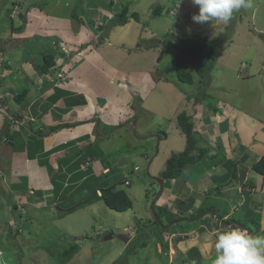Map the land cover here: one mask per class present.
I'll use <instances>...</instances> for the list:
<instances>
[{
    "label": "rangeland",
    "instance_id": "374dc122",
    "mask_svg": "<svg viewBox=\"0 0 264 264\" xmlns=\"http://www.w3.org/2000/svg\"><path fill=\"white\" fill-rule=\"evenodd\" d=\"M52 1L39 0L38 3L33 4L35 0H0V60L2 58L7 59L8 56L13 54L20 55L23 59L38 54V60L42 61V56L52 50L42 53V45L47 43L52 45L58 43L59 45L63 41L60 34L48 35L50 29L47 28L48 26L44 27V25L38 30L42 33L32 34L36 31L38 24L29 21L30 12L35 8L39 11V14L36 15L37 20H40V22L44 19L50 21V18H46L48 14H46L45 9ZM61 1L63 3L58 14L65 16V20L80 21L84 18L85 29H92L93 33L96 32L94 26L91 27L93 22L90 16L97 13L91 3L98 0H70L69 10L75 7L72 12L73 19L69 17V14H66L67 10L63 11L66 0ZM109 1L99 0L103 6L108 5ZM114 1L116 3L113 6L110 3L112 14L128 6L129 9L126 15L130 17L129 21L123 25L118 23L115 25V21L113 24L112 22L108 24L109 31L106 33L105 38L112 39L113 42L116 41L117 43L121 41V46L125 48V50L118 49L117 52L119 53L110 52L112 61L121 60L123 54L131 55L129 57V67L134 68V73H138L139 69H150L154 73L152 77L154 85L149 83V86H146L140 97L141 102H143L142 105L149 107L151 112L138 111L139 122L146 121L150 127H156L155 140L149 141V145L146 146L148 150L152 151L151 159L145 158V150H141L139 154L137 151L136 156L128 154L130 150L128 148H139V145H133L135 137L128 131H121L118 134L119 139L113 143L115 147L122 148L121 152L128 156L125 159L128 160L129 157H134V160L131 159L123 165L124 173L130 175V177H128L129 175L125 176V178L128 177L130 184L125 185L122 183L118 185L131 194L134 209L119 212L107 208L112 215H104L102 211L106 204L103 199L98 203L94 202L85 211L80 210L78 207H75L73 211L70 209L68 214L60 218L52 207L39 210L32 204L26 205L24 208L26 211H23L26 216L21 218L19 215L21 214L19 213L21 204L19 202L17 203L19 210L18 208L10 209V207L14 208L12 199L15 195L10 194L12 199H10V196L7 199L6 195H3L0 197V202H2V205H0V251L2 253H0V264H152L151 261H154L155 264H167L168 252L164 253L165 250H158L156 247L160 246L161 248V242L167 241L171 232L178 231V229L181 231L184 227L178 228V223L172 225L168 223L167 211L165 210L168 209L174 212V207L168 195L169 191L161 194L159 192L165 181H162L161 178L168 169L169 159L174 155L183 153L188 147V138L177 127V116L180 112L191 113L195 118V125L202 131L208 129L212 122L217 123V125L222 122L226 132L221 141L226 154L234 158L243 157L245 158L243 162L247 159L248 161L256 160H249L246 157L247 146L245 147L242 144L243 140L242 143L239 140L242 139V132L248 125H253L256 129L254 139L263 142L264 138V0H252L253 6L251 8L235 12L227 24L219 22L198 24L193 22L192 16L198 14L199 7L193 5L191 0ZM88 2L91 3L85 6L84 4ZM176 5L180 7L176 8ZM171 8H176V10L170 13ZM86 10L92 12L91 15ZM133 12L139 13V20L131 18ZM105 13H109V10ZM62 15L57 16L63 18ZM119 18L121 19V17ZM95 19L97 24L104 22L102 16H96ZM122 21L125 22L126 19L124 18ZM20 25H24V27L22 28ZM199 34L204 37L218 39L220 43V53L217 61L211 73H209L208 79L205 80L199 76L192 66L191 56L180 48V46L188 47L194 42V36ZM35 35L39 36L35 37ZM152 44H155V46L149 47ZM68 45L71 46V43L68 42ZM59 49L62 50L63 48L58 47L55 50L58 51ZM114 49L116 50V47ZM55 50L51 53H56ZM143 64L145 68H143ZM178 70L192 72L195 82L190 84L181 80ZM1 72L4 74V69L0 71V83L1 78L5 77L1 75ZM152 72L149 71L148 73L152 74ZM26 76L27 73H25ZM13 77H15L14 74L10 75V78ZM139 77L148 81L151 75L147 77L145 73H140ZM9 82L8 79L7 83ZM156 82L159 85H156ZM137 86L139 88L142 84L139 82ZM151 86L153 87L151 88ZM142 88H145V86H142ZM18 91H22V86L18 87ZM149 93L152 97L149 96ZM198 93L201 94L200 97H205L195 96ZM197 99H201L200 103L203 102L202 99L205 100L209 109L215 106L220 108L216 117L211 116L212 118L207 119L203 115L204 107L199 102H197V105H193ZM180 106L182 107L180 108ZM200 106H202L201 110ZM197 107L200 111L196 110ZM233 107H238L240 111H234V115H231ZM0 108L3 109L1 106ZM19 113L23 114L22 110L13 112L9 109L6 115L12 118L11 121H13V116ZM228 115L229 117L226 118ZM134 120L135 118L131 119L130 124H135L136 120ZM228 123H231V129ZM223 125L220 126L223 127ZM17 129V131L15 130L17 132L16 140L19 139L20 132H27L25 127H19V125H17ZM5 134L6 130L1 132V145ZM27 136H29L28 133ZM31 136H35L34 133H31ZM214 137H212L211 144L217 149L218 144L213 143ZM256 149L255 151H258L257 155L262 156V153L264 154V146L263 149ZM15 162H17L16 156ZM210 162L211 160H200L195 165L186 164L184 167L185 173L176 178L177 181H183L189 196L200 185L199 175L205 171L209 175L214 174L209 179V190L217 189L216 186L220 181V177L225 174V169L220 166L215 168ZM134 164L139 166L141 174H130ZM244 170L242 166L239 167L240 177L242 173H245ZM251 173L249 170L243 176V179L249 178ZM195 176L196 180H194ZM7 178L9 179L7 184L9 185L11 178L9 176ZM57 178L61 179L62 177ZM169 182L168 185L170 184L173 188L171 182L174 181L169 179ZM51 183L54 185L56 181H46L49 187ZM51 188L52 195L45 189L43 194L40 193L37 187L33 188V191L27 188L28 191H25V195L28 199L36 201L41 198L40 195H44L42 200H45L44 197L50 194L54 201L56 191L53 186ZM243 188L247 189L248 186ZM165 189H168L167 185ZM9 191L11 190L9 189ZM9 191H6L8 195ZM207 195L205 200L199 199L198 209L204 204V201L208 205L215 203L210 198L212 195L208 193ZM94 198L97 199L98 195H95ZM217 201L219 204H216L215 210L219 214L232 210L229 205L225 204V201L222 203L219 198ZM52 206L55 208L54 204ZM161 207L165 208V217L162 213V220L160 219L162 224L157 218L161 214ZM183 210L184 208H181L180 211H176L178 216L176 220H181L182 226L190 225V228L195 226L192 221H200L198 218L206 219L211 216L205 214L202 217H192L190 220H186L193 214L189 215V213H184ZM63 211L65 212V210ZM237 214L242 216L238 212ZM10 217L13 218V222L12 219L10 220L15 226L8 236L4 231L8 227ZM128 217L133 222V226L137 228V237H132L129 243H126L120 239V235L131 233L121 229L123 222H129ZM237 217L239 216L237 215ZM182 218L185 219L182 220ZM20 222L23 225H19ZM162 226H166V228L169 226V229L163 230ZM259 226V220L255 221V218H253L250 225H248V229L252 230V234H256V232L259 234L261 228ZM20 232H22L21 237L19 236ZM112 232H114V237L110 236ZM13 237L17 238L19 244L11 239ZM157 242L160 244H157ZM16 246L18 249H16ZM19 248H22L21 254H19ZM130 251L135 253H130ZM181 259H185V257H181ZM170 263H175L173 258Z\"/></svg>",
    "mask_w": 264,
    "mask_h": 264
},
{
    "label": "crops",
    "instance_id": "0c3cea01",
    "mask_svg": "<svg viewBox=\"0 0 264 264\" xmlns=\"http://www.w3.org/2000/svg\"><path fill=\"white\" fill-rule=\"evenodd\" d=\"M38 1L35 0L33 4L38 3ZM62 3L61 0H53L45 9L47 11L46 14H48L46 18H50V21L44 19V21L40 22V20H37L36 15L39 14V11L35 10V8L30 12L29 21H34L35 24H38L36 31L32 34L36 32L42 33L38 30L44 25V27L48 26L47 28L50 29V34L48 35L57 33L62 36L63 41L59 45L58 43H53V45L47 43L42 45L41 50L44 53L50 49H52L50 52H53L58 47L63 48L62 50H55L57 54H52L56 60V71H62L65 77L58 79L54 75H49L48 78V73L43 72L41 69V62L37 57L38 54L28 59H23L20 55L13 54L4 59L0 65V71L4 69L5 72L4 74L1 72V75L5 77L1 78L0 83V106L7 110L4 112L0 108V131H3L2 129L6 123L10 121V124L5 129L13 134V137L11 135L12 141L10 143H8L10 138L8 134L7 136L5 135L6 139L2 140V145L0 143V197L6 195L7 199L8 196L12 199L10 194H14L15 196L12 199L14 208L10 207V209L18 208L19 210V205L17 204L19 202L21 204L19 212L21 213L19 214L21 218L26 216V213H23V211H26L24 209L26 205L32 204L39 210L52 207L58 216L62 218L69 213L70 209L73 211L75 207H78L80 210L85 211L94 202L98 203L108 194L115 192V189H122L118 185L122 184L123 179L130 177L129 173H124L123 165L134 157H129L128 160L127 158L125 159L128 156L121 152L122 148L114 146L113 143L119 139L118 134L121 131H128L135 137L133 145H139V148H128L130 149L128 154L136 156L137 151L139 154L141 150H145V158L151 159L152 151L148 150L146 146L149 145V141L155 140L157 133L155 126L150 127L146 121L139 122L138 118V111L151 112L149 107L142 105L143 102H141L140 97L146 86H149V83L154 85L152 80L154 73L150 69H139L138 73H134V68L131 69L129 67V57L131 55L123 54L121 60L112 61V56L109 53H119L117 50L120 48L125 50L121 46L122 42H113L112 39L103 41L104 37L99 40L97 37L101 33V29L96 31V34L92 32V29H85L84 18L80 21L65 20V16L58 14ZM89 3L91 2L84 5L86 6ZM91 4L97 10L99 17H106L105 12L110 10L107 4L103 6L99 0ZM69 5L70 0H66L63 11L67 10L66 14H69V17L73 19L72 12L75 7L69 10ZM57 15H62L63 18ZM97 25L94 24V26ZM37 36L39 35H35V37ZM68 42L71 43V46L68 45ZM127 44L130 46L129 43ZM63 45L66 46L64 47ZM153 46L155 44L149 45V47ZM115 47L116 50L114 49ZM137 65L139 66V63ZM143 68H145L144 64ZM149 71L152 74H149ZM25 73H27L26 77ZM140 73H145L147 77L151 75V77H149L148 81L143 80V78L139 77ZM13 74L15 77L10 78V75L12 76ZM8 79L9 83H7ZM58 80L60 81L59 84ZM139 82L145 88H142V86L138 88ZM156 85H159V83L156 82ZM19 86L28 91L22 103L16 100L17 94L21 92L18 91ZM9 109L13 112L22 110L23 114L19 113L17 114L18 116H13V121H11L12 118L6 115ZM196 110L198 111V108ZM234 111H240V109L233 107L230 114L234 115ZM133 118H135L136 123L130 124ZM228 124L231 129V123ZM17 125L25 127V130H27V132L22 131L19 133L18 140H16ZM57 125H62V127L53 130ZM220 125L222 126L223 123L221 122ZM220 125L212 122L211 126L203 131L211 134L215 132L214 134L222 138L226 129H224V125L223 127ZM32 127L41 131L43 137L35 134V136H31V133H33ZM27 133L29 136H27ZM255 133L256 129L254 126L248 125L242 132V139L240 138L239 140L241 143L243 140L242 144L245 147L247 146V151L245 152L247 158L252 157V159H255L261 156L257 155L258 153L255 152V149H263L264 138L263 142L254 139ZM216 141L217 139L213 143H216ZM253 154L254 156H252ZM15 156L17 157V162H15ZM243 159L245 158L242 157V162ZM87 162L90 163L87 165ZM243 165L247 166L246 162H243ZM136 166L138 165L134 164L130 174H141L140 169H135ZM244 166L242 167L244 168ZM50 168H53V171ZM126 175L129 176L125 178ZM8 176L11 178L9 185L7 184ZM59 176L62 178L58 179L57 177ZM212 176L214 174L209 175L207 171L200 174L198 179L200 185L192 191L190 196L182 180L171 179L174 181L171 182L173 188L170 184L168 185L169 179L165 180L162 185L163 188L164 185L165 188L167 185L168 189L164 188L163 192L169 191L168 195L171 198L174 211H180L181 208H184L183 212L189 213V215L197 212L199 199L205 200L207 193L210 191L209 179ZM49 180L56 181V183L54 185L51 183L49 187L46 184V181ZM194 180H196V176ZM241 184L242 181L239 182L237 189L241 188ZM125 185L129 184L125 183ZM52 186L56 191L54 201L50 192V190L52 191ZM35 187L39 188L40 193L43 194L45 189L51 195L44 197L45 200H42L44 195H40L41 198L36 201L28 199L25 191H28L27 188L33 191ZM231 187L215 192L216 201L218 198L219 201L224 200L225 202L226 200H231L236 193V186L233 185ZM257 189L259 191L257 194L263 195L261 201L257 202L255 200V202H251L250 205L252 207L249 208L245 206L238 208V213L242 214V216L234 211L231 217L236 215L237 223L245 222V224H250L251 221L249 223H246V221L250 220L251 217H256L255 221H258L257 218H261L259 222L264 221V177L259 180ZM6 191H9V195ZM252 191L253 188L251 186H248L247 189H241V192L245 195H250ZM126 192L129 194L127 190ZM95 195H98L97 199L94 198ZM191 200H193V204L189 207ZM52 204L55 205V208ZM0 205H2V202H0ZM106 206H104L103 211L101 210L102 213L104 215H112L107 210L110 207L107 204ZM132 209H134V202ZM209 218H198L200 221H192L195 223L194 228H190V225L182 226L181 222H178L177 227H184V229L171 232L168 240L164 241L166 244L162 241L161 248L160 246L156 247L158 250H165L164 253L168 252L167 264H171L172 258L175 262L174 264H213L215 258L212 247L214 237L220 230L236 226L232 223L233 220L228 223L222 221L216 225L213 224V218L211 216ZM10 219L13 222V218L10 217L8 227L4 233L14 230L15 225ZM221 220L222 218L217 221ZM128 221L123 222L121 229L131 232L128 234L130 239L132 237L136 238L137 228L133 226V222H131L129 217ZM19 225H23V223L20 222ZM255 229L257 230V228ZM21 233L19 234L20 237L22 236ZM112 233L114 235V232ZM250 233H252V230H250ZM157 244L160 243L157 242ZM181 257H185V259H181ZM151 263L155 264L154 261H151Z\"/></svg>",
    "mask_w": 264,
    "mask_h": 264
},
{
    "label": "trees",
    "instance_id": "16d2710c",
    "mask_svg": "<svg viewBox=\"0 0 264 264\" xmlns=\"http://www.w3.org/2000/svg\"><path fill=\"white\" fill-rule=\"evenodd\" d=\"M128 9H129L128 6H126L124 9H120L117 13V16L114 18V20L112 22L115 21V23H114L115 25H117V23L119 25H123L124 23L128 22L129 17H130V16L126 15V12H128ZM119 17H121V19ZM124 18L126 19L125 22L122 21ZM131 18H135V19L139 20L140 19L139 13L133 12L131 15ZM20 27L23 28L24 25H20ZM20 27H17V28H20ZM180 48L183 51H186L191 56L192 66L195 68V70L197 71L199 76H201V78H203V80L208 79V75H209V73H211L213 66H214L215 62L217 61V58H218L219 53H220L219 52L220 51L219 40L218 39H212L209 37H204V36L199 34V35L194 36V42H192L188 47L180 46ZM40 62H41V69L43 72L48 73V76H47L48 78H49V75H51V76L54 75L55 77H57L56 76L57 75L56 74L57 69L55 68L56 60H55V56L51 52L43 55L42 61L40 60ZM178 74H179V77L181 78V80H183L185 82H188L190 84L195 82L194 76H193L192 72H190V71L178 70ZM27 92H28L27 89H25V88L22 89V91L19 94H17V96H16L17 102L22 103L24 101V97H25ZM200 95L201 94L198 93L195 96L200 97ZM17 97H19V98H17ZM204 97L205 96H201L200 98H204ZM199 101H201V99H197L194 102L195 104H193V105H197V102H199ZM202 101L203 102H201V103L199 102L204 107V114L203 113L202 114L207 119L212 118V117L213 118L216 117V114L219 113L218 110H220V108H217L215 106L214 108L212 107L209 109V108H207V104H206L205 100L202 99ZM202 106H200V110L202 109ZM200 110H198V111H200ZM194 111H195V109L193 110V112ZM9 122L10 121H8L6 123L4 128H6L8 124H10ZM177 122H178V125H179L180 129L182 130V132L188 138V147H187V150H185L183 153H180L178 155H174L173 157H171L169 159L168 169L164 172V176H162L161 180L176 179L178 177H181L185 173L184 167L186 164L195 165V163L199 162L200 160L201 161L211 160L210 163H212L214 167L215 166L216 167L221 166L222 168L225 169V174H223L220 177V181L216 186L217 189H215V191L213 190L212 192L209 191V194L212 195L210 198L213 199V201L215 203L208 205L207 202L204 201V204L197 210V212H195L192 216H190L191 218L192 217L197 218L198 216L204 215V213L206 211L208 212V211H211L212 209H215L216 204H219V202H217L215 199V192H219L224 187L232 188L231 186L235 185L238 182V179L240 177L239 176L240 175L239 167L243 166V162H242V158H234L233 156L230 157L228 154H226L225 147L221 141V136L214 134V132H213V134H214L213 135V134H210V132L206 133V132H203L202 130H200L198 128V126L195 125V118H193V115L191 113L180 112L177 116ZM65 125H67V124H65ZM65 125H63V126H65ZM61 127H62V125H57L56 127H54L53 130L60 129ZM211 129H213V128H211ZM31 130L33 131V133L36 136L43 137L41 131L35 130V129H33V127ZM1 132L2 131H0V135H1ZM7 134H8V137H10L9 141H8V143H10L12 141L13 134L7 132L5 135H7ZM11 135H12V137H11ZM213 136H215L214 137L215 139L217 138V144H218L217 149H215L210 144V142L213 141L212 140ZM195 149H197L198 151H194ZM255 152L258 153V151H255ZM252 156H254V154ZM204 157L205 158L207 157L208 159H205ZM250 159H252V157H250ZM260 159L261 160H259L257 163H255L253 165V167L256 168L260 173H264V154H262V156H260ZM50 170L53 171V168H50ZM200 174H202V173H200ZM164 188H165V185H164ZM164 188H163V190H164ZM161 192H163V191H161ZM104 199H105L106 204L111 209H114V210L119 211V212L126 211L133 206L132 199L130 198V196L126 192V190H123V189L117 190L115 192L108 194L107 196H105ZM223 201L224 200H221L222 203H223ZM192 204H193V200H191L189 207H191ZM225 204L228 205V202L226 201ZM164 207L160 208L161 214L157 218L159 219V222L161 223L160 219L162 220V217H163L162 213H164V217H165V211H167L168 223L172 225L173 222H175V220L178 219L177 218L178 216H177L176 212L170 211L168 209H166L164 211V209L167 208V207H165V208ZM236 212H239V210H237ZM225 213H227V212H223L221 215H223ZM231 220H233V221L237 220L235 215H233V217L230 220L227 219L225 221L231 222ZM249 221L250 220L248 219L246 221V223H249ZM243 224L247 228H249L248 225L245 224V222ZM162 228H163V230L164 229L168 230L169 226L167 228H166V226L165 227L162 226ZM12 231H7L6 235L9 236ZM7 239H9V238H7ZM11 239L15 240L17 242V244H19V241L17 240V238L13 237ZM163 243H164V241H163ZM164 244H166V242ZM16 249H18L17 246H16ZM19 249H20L19 254H21L22 248H19Z\"/></svg>",
    "mask_w": 264,
    "mask_h": 264
},
{
    "label": "clouds",
    "instance_id": "9594fccd",
    "mask_svg": "<svg viewBox=\"0 0 264 264\" xmlns=\"http://www.w3.org/2000/svg\"><path fill=\"white\" fill-rule=\"evenodd\" d=\"M191 3L193 5L199 7L198 14H194L192 16L193 22L198 23V24H206V23H212L213 24V23H217V22L227 24L232 19L233 14L235 12H237L241 9H249L253 6L252 0H191ZM178 7H180V6H177L176 8H178ZM169 12L171 13L172 9H170ZM117 13H118V10L114 13V16L112 18L106 16L107 19L104 22L99 23V25H100L99 30H97V31H100V29H101V31H100L101 33H99L98 37H97V38H99V40L102 37H104L102 39L103 41L105 39H107V38H105V35L109 31V25L108 24L114 20V18L117 16ZM112 24H113V22H112ZM97 43H99V42H97ZM3 60H4L3 58H2V60H0V65H1V62ZM60 72L63 73L62 71H60ZM60 72H57L58 79H62L65 77V75L63 73L64 76L62 78H60L58 76V73H60ZM1 107L3 108V106H1ZM3 109H1V110H3L4 112L7 111L6 108H3ZM177 127H179L178 122H177ZM7 131L8 130H6V132ZM3 139L5 140L6 137L4 136ZM7 140H8V138H7ZM216 143H217V141H216ZM210 144H211V142H210ZM212 146L215 147L214 145H212ZM194 151H198V150L195 149ZM239 158H242V157H239ZM255 159L256 160H250V158H249L250 161H247L248 159L244 161V162H246V165H247V166L243 165L244 169H245L244 170L245 173H242V176L239 177L238 182L234 185V186H236V189H237L239 182H241V180H242V184L240 186L241 188L236 190V193H235L234 197L231 198V200H229V201L226 200L232 210H229L228 213H226L224 215L219 214L215 209H212L211 211L205 212V214L211 215V217L213 218V224L217 225V224H220L222 221L226 223L227 221H225V220H227V219L230 220L233 217V216L231 217V215L234 213V211L236 212V210H238V208L244 207V206L246 208H249V207H252V205H250L251 202H255V200L257 202L261 201V197L263 195L257 194L259 192L257 188H258L259 180L262 177H264V173H260L256 168L253 167V165L255 163H257L259 160H261L260 157H256ZM89 163L87 162L86 164L88 165ZM215 168H216V166H215ZM135 169L138 170L139 167L136 166ZM188 169H190V168H188ZM249 170L252 172L251 175L249 176V178L243 179V176L246 175L249 172ZM122 183L123 184H125V183L130 184V181H129V179H123ZM244 186H251L253 188V191L250 195H245L244 193L241 192V189ZM122 189L126 190L124 188H122ZM122 189H115V190L117 191V190H122ZM161 191H163V187H161V189H160V192H159L160 194L162 193ZM211 191H213V190H210V192ZM129 196H130V194H129ZM130 198H131V196H130ZM132 207L130 209L126 210V212L131 210ZM123 212H125V211H123ZM183 216H185V215H183ZM202 216H200V217H202ZM190 218L191 217H188L186 220H190ZM221 218H222L221 221H216L217 219H221ZM252 218H256V217H251L250 221ZM183 219H185V218H182V220ZM257 219L259 221L261 220V218H257ZM176 221L180 222L181 220H175V222H173V224L178 223ZM232 223H234V225L236 227H229V228L222 229L214 237L212 247L214 249L215 258H214L213 264H264V221L260 222L261 224L259 227H261V229L259 231V234L250 233L248 231L249 229L246 228L243 223H237L236 221H233ZM246 225H250V224H246ZM131 252H134V251H131ZM0 253H1V251H0ZM3 254H4V252H3Z\"/></svg>",
    "mask_w": 264,
    "mask_h": 264
},
{
    "label": "bare ground",
    "instance_id": "6f19581e",
    "mask_svg": "<svg viewBox=\"0 0 264 264\" xmlns=\"http://www.w3.org/2000/svg\"><path fill=\"white\" fill-rule=\"evenodd\" d=\"M109 2L111 3L112 6L116 3L114 0H110ZM110 3L108 4V7H109L110 10H109V13H106V16L112 18V17L114 16V14H112V10H111V8H110ZM176 7H177V5H176ZM171 9H172V8H171ZM175 10H176V8H173V9H172V12L175 11ZM91 13H92V12H90V15H91ZM107 14H108V15H107ZM90 15H89V16H90ZM95 15L98 16L97 13H94V15H91V16H90V19H91V21L93 22V23H92V27L94 26V24H97L96 19H95V18H96ZM92 16H93V17L95 16V17H94V18H91ZM102 17L105 18V16H102ZM99 26H100L99 23H98L97 26H94V31L99 30ZM95 33H96V32H95ZM63 65H64V64H63ZM202 120H203V119H202ZM203 122H204V121H203ZM210 134H211V133H210ZM45 136H46V135H45ZM252 219H253V218H252ZM217 220H218V219H217ZM217 220H216V221H217ZM227 223H228V222H227ZM231 226H232V225H231ZM244 226H245V225H244ZM245 227H246V226H245ZM246 228H247V227H246ZM249 230H251V229H249ZM249 232H250V231H249Z\"/></svg>",
    "mask_w": 264,
    "mask_h": 264
},
{
    "label": "water",
    "instance_id": "95a60500",
    "mask_svg": "<svg viewBox=\"0 0 264 264\" xmlns=\"http://www.w3.org/2000/svg\"><path fill=\"white\" fill-rule=\"evenodd\" d=\"M110 236L113 237V234H111ZM120 239H122V240L125 241L126 243H128L129 240H130L129 236L126 235V234H122V235H120Z\"/></svg>",
    "mask_w": 264,
    "mask_h": 264
},
{
    "label": "built area",
    "instance_id": "2783aa9c",
    "mask_svg": "<svg viewBox=\"0 0 264 264\" xmlns=\"http://www.w3.org/2000/svg\"><path fill=\"white\" fill-rule=\"evenodd\" d=\"M58 76L60 77V78H62L64 75H63V73H58Z\"/></svg>",
    "mask_w": 264,
    "mask_h": 264
}]
</instances>
